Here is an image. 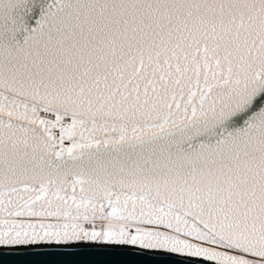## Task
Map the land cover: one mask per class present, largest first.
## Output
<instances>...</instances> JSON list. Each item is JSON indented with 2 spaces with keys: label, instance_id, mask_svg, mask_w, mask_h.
<instances>
[{
  "label": "snow or ice",
  "instance_id": "6c2138e0",
  "mask_svg": "<svg viewBox=\"0 0 264 264\" xmlns=\"http://www.w3.org/2000/svg\"><path fill=\"white\" fill-rule=\"evenodd\" d=\"M0 249L264 264V0H0Z\"/></svg>",
  "mask_w": 264,
  "mask_h": 264
},
{
  "label": "water",
  "instance_id": "95a60500",
  "mask_svg": "<svg viewBox=\"0 0 264 264\" xmlns=\"http://www.w3.org/2000/svg\"><path fill=\"white\" fill-rule=\"evenodd\" d=\"M31 251L35 250L0 249V264H28V262L35 261H135L147 258L130 255L129 253L136 251L135 249L115 250L112 252L85 250L76 256H32L19 254Z\"/></svg>",
  "mask_w": 264,
  "mask_h": 264
}]
</instances>
